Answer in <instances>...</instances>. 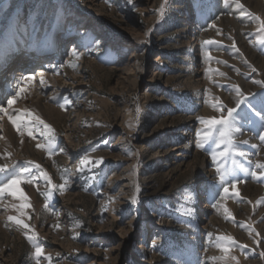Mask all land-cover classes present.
Wrapping results in <instances>:
<instances>
[{
	"label": "rangeland",
	"instance_id": "rangeland-1",
	"mask_svg": "<svg viewBox=\"0 0 264 264\" xmlns=\"http://www.w3.org/2000/svg\"><path fill=\"white\" fill-rule=\"evenodd\" d=\"M240 4L0 0V75L52 38L60 53L10 107L0 89L24 116L17 132L0 112V184L22 174L30 205L0 195V264H264V0ZM228 108L245 155L214 161L222 126L205 140L199 118Z\"/></svg>",
	"mask_w": 264,
	"mask_h": 264
},
{
	"label": "snow or ice",
	"instance_id": "snow-or-ice-1",
	"mask_svg": "<svg viewBox=\"0 0 264 264\" xmlns=\"http://www.w3.org/2000/svg\"><path fill=\"white\" fill-rule=\"evenodd\" d=\"M224 2L228 3L229 0H224ZM234 2L236 3V5L238 7H240L241 9L243 8V5L240 4V0H234ZM159 11L161 12V14H163V5L161 6V9ZM256 19L259 21V24H260V27H259L258 31L262 34V35L259 36V41H260V43H264V20L260 19L259 17H256ZM204 43H212V41H205ZM22 79L26 83V82L32 80L33 77L32 76H28V77H23ZM40 82L43 83V80H41ZM257 83H260V82L257 81ZM237 88H238V86H237ZM24 91H25V85L22 84L19 87V89L16 91L15 95H13L11 97V99L7 100L8 106L10 107L17 100V98L21 95V93H23ZM238 95L243 97V93L239 92V90H238ZM239 103H240V101L238 100L237 101V105H239ZM260 104H261V109H260L259 112H256V115L260 116L261 120H264V98L261 99ZM222 107L223 106L221 105V108ZM249 107L252 108L253 111H254L256 106H255V104H251L250 103ZM235 111H236L235 108H228L226 116L222 115L219 118L210 117V118H207V119L199 118L201 120V123L206 124L208 126L207 130H205L203 133H198V135H202L205 138V140L210 138V136L212 135V131L215 129V126H217V125L222 126L221 129L219 130V139L216 142V147L220 148L221 145H224L225 147L223 148L222 151H220L218 153L217 152H213L212 153L214 161L217 160V156L225 157V156H227V154L229 152H233V153H235L237 155H240V156H244L245 155L244 152L236 150L235 146L233 144L232 130H231V120L233 119V113ZM0 112H2L5 115H7L9 120L12 122V124L16 128L17 132H20L21 121L24 119V116L23 115H16V116L10 115L9 112H8V108L2 107V106H0ZM28 115L32 116L31 113H28ZM34 119L39 121L41 124H43L44 128L47 129L49 133H51L53 131L49 125L45 124L40 119V117L36 116V117H34ZM28 135L32 136V132L29 131ZM260 139L264 140V136H261ZM197 146L198 147H203V144H198ZM37 147L38 148H43V147H45V145L37 144ZM81 163L86 165L88 163V161L85 159V160H82ZM96 163H99V161H97ZM7 167H8L7 165L0 166V172L5 171ZM256 167L262 170L261 174H264V163L257 162ZM25 171H27V170H25ZM217 174L219 175V177H220V179L222 181H225L227 183V181H226L227 171L222 169L219 165L217 167ZM252 175L255 177L257 175V173L255 171H253ZM45 178L47 179L46 174H45ZM23 179L24 178H23L22 174L13 173L12 174V179L8 180L7 183L0 184V195H2L5 192H8L13 197H17V195H18V198L22 201V203H20L19 205H13V207H16L20 211L21 215L24 214L23 213V209L25 207L30 206V205H27L26 203H24L25 201L28 200V197L24 194V192L21 189L18 188V185L23 181ZM29 182H31V181H29ZM60 187L63 188V185H61ZM231 188L233 190H235L236 189V184L232 183L231 184ZM223 191H224V193H228L229 192V187H227V186L224 187ZM135 202H136V198L133 197V203H135ZM226 211H227V209H226ZM8 220L9 221H15L16 224L22 225L24 228H28V225L24 224L23 221L19 218V216H9ZM28 238L32 239L31 236L28 237ZM219 239L225 240V241H231L233 243L235 242L233 240V238L227 237V236L221 237ZM217 247H221V245L218 244ZM222 250L225 253H227L229 251V249L227 247H223ZM36 254H37V256H40L42 254V249L40 247L36 248ZM224 258L225 257H220V259H224ZM48 259L50 260L51 258L49 257ZM213 259H217V258L214 257ZM233 259H235V258L233 257Z\"/></svg>",
	"mask_w": 264,
	"mask_h": 264
},
{
	"label": "bare ground",
	"instance_id": "bare-ground-1",
	"mask_svg": "<svg viewBox=\"0 0 264 264\" xmlns=\"http://www.w3.org/2000/svg\"><path fill=\"white\" fill-rule=\"evenodd\" d=\"M24 55L26 57L25 60H23L21 62L16 61L15 63H18V64H15V63L14 64H15V66H18V67H16V68L14 67L12 69H9V71L6 73L7 76H5L3 78L4 81L8 80V82L6 84V89L4 92V93H6L5 96L3 97L2 96L3 94H1L0 97L2 96L3 98H5L9 94H15L17 89L19 88V86L23 82L22 78L30 76V73H32V71H34L32 68H34L36 65L43 64L49 58H53V59L54 58L55 59L60 58V57H58L60 55V53H58L56 47H54V45H49V44H45V43H42L39 46H37V48H35V51H28V52L24 53ZM36 59L39 60L37 62V64L35 61ZM37 72L41 73V71H37ZM20 75H21V77H20ZM16 80H18V81H16ZM33 80H34V78H33ZM1 85H2V82H1V77H0V86Z\"/></svg>",
	"mask_w": 264,
	"mask_h": 264
}]
</instances>
